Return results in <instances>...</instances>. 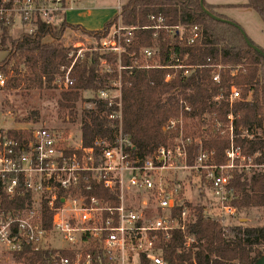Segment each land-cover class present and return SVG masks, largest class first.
<instances>
[{"label":"built area","instance_id":"obj_1","mask_svg":"<svg viewBox=\"0 0 264 264\" xmlns=\"http://www.w3.org/2000/svg\"><path fill=\"white\" fill-rule=\"evenodd\" d=\"M80 1L2 0L0 22L10 30L18 26L24 34H33L39 23L57 25L62 16L77 10ZM120 13L121 7L109 36L90 49L116 56L119 73L135 67H159L155 61L157 45L131 51L139 29L153 30L156 41L160 32L179 35L180 39L185 34L183 27L166 25L161 15L149 16L153 25L140 28L124 25ZM201 38L199 27H193L186 44L194 46ZM77 48L68 54L70 67L62 68L54 79L62 91L75 85L72 69L86 60L82 49ZM124 55L133 66H122ZM101 67L103 73L113 72L106 61ZM167 68L182 70L184 78L196 69L178 56ZM210 68L212 83L220 85L223 67ZM171 79L173 76L168 75L165 81ZM4 85L5 78L0 75V86ZM121 88L119 76L108 89L92 92L93 100L115 108L108 117L118 126L112 138L96 137L89 147L82 146V140L72 146L48 128H38L22 141L0 130V186L10 201L29 200L24 208L0 210V257L16 260L20 254L50 251L47 264H169L164 250L174 233L185 236L186 247L195 241L187 234L198 218L197 206L192 205L187 193L193 176L207 197L205 218L225 228L242 224L235 206L239 193L233 183L236 176L249 183L254 175L264 173V156L259 151L248 155L235 143L234 115H228L225 128L216 122L217 135L229 140L224 164L215 163V151L203 149L204 138L186 134L192 108L183 102L178 115L164 126L166 133L175 134L173 146H160L141 158L134 154V145L122 130ZM240 100L235 86L226 96L219 92L213 98L215 103L225 101L230 107ZM240 139L247 143L264 140V132L241 129ZM193 144L200 145V150L189 164Z\"/></svg>","mask_w":264,"mask_h":264},{"label":"trees","instance_id":"obj_2","mask_svg":"<svg viewBox=\"0 0 264 264\" xmlns=\"http://www.w3.org/2000/svg\"><path fill=\"white\" fill-rule=\"evenodd\" d=\"M204 6L215 16L230 20L217 12L221 6L205 1ZM236 7L254 10L264 25V0H247L246 4ZM152 15H161L166 19V25L185 30L183 39L176 34L170 36L160 32L157 41L153 30L139 29L136 32L131 51L138 52L141 48L157 45L159 53L155 61L159 67H135L119 73L116 56L93 52L84 63L73 67L71 76L75 85L56 95L59 108L67 110L73 119L78 104L84 101V92L98 93L108 89L112 81L121 76L122 130L131 139L135 155L145 158L160 146H173L175 134L166 133L164 126L186 103L192 108L186 134L204 138L202 147L215 151L216 164L225 163V151L229 148V140L217 135L216 122L225 128L230 113L235 117V143L248 155L259 151L264 156V140L247 143L240 139L241 129L256 128L264 132V56L246 44L237 28L209 18L203 12L200 0H129L120 13L124 25L140 28L153 25L149 20ZM117 19L115 16L103 28L90 31L82 25L70 24L62 16L55 26L39 23L33 34L22 33L15 39L10 36V28L0 22V50L8 52L0 66L8 80L6 88L40 93L56 89L53 85L55 77L61 74L62 68L71 65L68 57L71 47L63 41L66 32L78 31L100 43L109 36ZM193 27H199L202 38L194 46H188L186 40ZM260 49L264 52L263 48ZM174 56L184 59L185 65L196 67L189 77H182V70L167 68L173 63ZM104 61L112 67V73H103L101 65ZM121 64L123 67L133 66L126 55L122 57ZM211 65L223 67L220 85L212 83ZM168 75L173 79L166 82ZM231 86L240 91V101L232 107L225 101L219 104L213 101L219 92L226 96ZM90 102L94 107L84 110L81 115L84 147H89L96 137L112 138L118 126L108 117L115 108H107L105 103L93 99ZM8 134L18 141L31 136L21 130L9 131ZM199 150L198 144L190 147L189 164H193ZM233 186L239 193L235 206L240 214L249 209L264 208V173L254 175L249 183L242 181V176H236ZM28 203V197L10 201L0 186V210L24 208ZM196 210L198 218L187 233L195 241L186 247L185 236L180 232L174 233L164 250L169 264H257L264 256V221L257 227L241 224L225 228L205 218L203 207ZM50 254V251L30 252L26 256L20 254L16 261L24 257L23 264H47Z\"/></svg>","mask_w":264,"mask_h":264},{"label":"rangeland","instance_id":"obj_3","mask_svg":"<svg viewBox=\"0 0 264 264\" xmlns=\"http://www.w3.org/2000/svg\"><path fill=\"white\" fill-rule=\"evenodd\" d=\"M239 1L246 2V0ZM126 2L127 0H81L78 5L80 11L71 13L68 16V20L74 23L81 19H87V22H85V25L89 28L87 30L95 31L93 29L100 28L106 17L105 7L110 5L116 9V7L126 4ZM217 12L238 24L249 39L264 49V25L254 10L230 7V9L217 10ZM79 14H82L83 18ZM22 33L18 26L10 30V36L13 39L18 38ZM63 41L66 46L71 47L70 49L77 50V47L80 48L79 50L82 49V54H84L86 59L92 54L90 49L96 43L94 38L80 34L78 31H67ZM7 54L8 52L0 50V66ZM0 75L4 77L2 69H0ZM7 82L6 77L5 85L0 86V130L7 132L21 130L31 134L38 128H48L57 133L60 139L69 141L72 146L76 147L80 144L82 140L80 129L81 115L84 110L94 107V104L90 102L93 96L92 92L86 91L83 93L84 101L78 104L76 115L71 119L68 111L60 109L57 104L56 95L62 90L54 84L56 89L40 93L31 90L24 91L22 88L8 90L6 88ZM196 181L194 176L191 177V183L189 181L188 183L190 184H187V193L192 205L203 207L208 204L207 197L203 194L204 187L202 189L201 184ZM207 207L209 208V206ZM239 216L242 219L241 223L245 226L257 227L262 225L264 221V208L249 209L242 212ZM8 258L5 255L0 257V264L24 263L13 260L10 257Z\"/></svg>","mask_w":264,"mask_h":264},{"label":"crops","instance_id":"obj_4","mask_svg":"<svg viewBox=\"0 0 264 264\" xmlns=\"http://www.w3.org/2000/svg\"><path fill=\"white\" fill-rule=\"evenodd\" d=\"M129 0H127L128 2ZM126 2V3H127ZM206 3L210 4V5H214V6H221L222 9L220 10H225V9H230V7H236V6H239V5H243V4H246L247 3V0L246 2H243V1H239V0H205ZM240 2V3H239ZM80 4V2L77 3V10L75 11H70L66 14V18H67V22H69L70 24H72L69 20H68V16L71 14V13H74V12H78L80 11V9L78 8V5ZM123 5L125 4H122L120 5V7H122ZM119 8V7H118ZM118 8L116 7H113V6H107L105 7V11H106V17L105 19L103 20V23H102V26H100V28L98 29H93V30H99L101 28H103V26L110 20L112 19L113 17L116 16L117 12H118ZM82 14H79V16H81ZM81 18H83L81 16ZM79 20V19H78ZM87 22V19H81L80 21H76L74 22L73 24H76V25H82L83 27H85L86 29H89L87 28V26L85 25ZM262 41V39H261ZM263 41H264V38H263Z\"/></svg>","mask_w":264,"mask_h":264},{"label":"water","instance_id":"obj_5","mask_svg":"<svg viewBox=\"0 0 264 264\" xmlns=\"http://www.w3.org/2000/svg\"><path fill=\"white\" fill-rule=\"evenodd\" d=\"M204 1L205 0H200V5H201V8L203 10V12L209 17L211 18L212 20L214 21H217V22H220V23H223V24H228V25H231V26H234L235 28H237L239 30V32L242 34L246 44L252 48L253 50H255L257 53H259L260 55L264 56V52L257 46L253 45L249 38L247 37L245 31L236 23L230 21V20H226V19H222V18H219L217 16H215L214 14H212L210 11H208L205 6H204ZM257 264H264V257H262L258 262Z\"/></svg>","mask_w":264,"mask_h":264}]
</instances>
